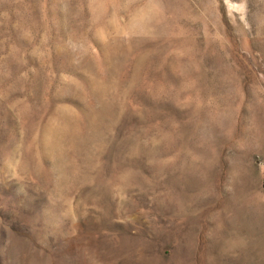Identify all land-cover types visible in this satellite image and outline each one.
I'll return each instance as SVG.
<instances>
[{"label":"rangeland","instance_id":"rangeland-1","mask_svg":"<svg viewBox=\"0 0 264 264\" xmlns=\"http://www.w3.org/2000/svg\"><path fill=\"white\" fill-rule=\"evenodd\" d=\"M0 264H264V0H0Z\"/></svg>","mask_w":264,"mask_h":264}]
</instances>
